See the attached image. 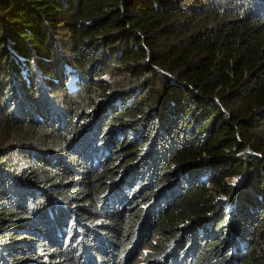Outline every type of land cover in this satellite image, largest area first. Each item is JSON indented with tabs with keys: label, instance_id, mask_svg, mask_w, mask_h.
<instances>
[{
	"label": "trees",
	"instance_id": "1",
	"mask_svg": "<svg viewBox=\"0 0 264 264\" xmlns=\"http://www.w3.org/2000/svg\"><path fill=\"white\" fill-rule=\"evenodd\" d=\"M141 245L264 264V0H0V264Z\"/></svg>",
	"mask_w": 264,
	"mask_h": 264
},
{
	"label": "rangeland",
	"instance_id": "2",
	"mask_svg": "<svg viewBox=\"0 0 264 264\" xmlns=\"http://www.w3.org/2000/svg\"><path fill=\"white\" fill-rule=\"evenodd\" d=\"M117 77V76H116ZM95 78H97V77H95ZM100 78H102V79H104V80H111L112 78H115V76H114V74L113 73H106V74H103L102 76H100V77H98L97 79H100ZM67 86L68 87H70L71 89H76V86H75V80L74 81H72V74H70L69 75V81H68V83H67ZM95 88V87H94ZM53 94H56V93H53ZM57 98H62V96L61 95H57ZM92 99V98H91ZM90 100V99H89ZM86 102V101H85ZM84 102V103H85ZM100 115V114H99ZM108 132H106V134H105V136L103 137L104 138V141L105 142H107V140L108 139H110L111 140V138H113L112 140H115L116 142H115V144H114V148L113 149H115V147L117 146V145H119V144H124V143H126V144H129V145H132L134 142H135V140H136V134H126V135H124V136H122V135H118V136H116V133H118L119 132V128H112L111 130L109 129V130H107ZM122 136V137H121ZM119 137V138H118ZM136 145L135 144H133L132 146H130V147H128V148H133V147H135ZM132 150V149H131ZM245 153H244V157H247L248 156V154H251L252 153V149L249 147V146H247L246 147V150L244 151ZM121 154H123L122 152H120V153H118V158H117V156L115 157V156H110V163L111 164H113L112 165V167H110V168H113V167H115V166H118V167H120V166H122L123 165V161H124V159H125V155H123L122 157H119V155H121ZM20 163L21 164H23V161H21L20 160ZM99 167V164L97 165V168ZM123 176L125 177V174H123ZM240 177L241 176H234V177H228V178H226V181L228 182V183H230V184H234L235 186H240ZM121 179H122V177H121ZM242 180V179H241ZM242 186V185H241ZM117 188V187H116ZM115 188V189H116ZM102 222H106V221H104V219H102V220H98V221H96V224H100V223H102ZM157 234H150L149 236H148V239L149 240H151L152 242L155 240V238H157ZM233 240V239H232ZM133 242V240L129 243V245H128V247L127 248H129L130 246H131V243ZM127 243H128V240H127ZM126 243V244H127ZM101 248H102V250H104L106 247H104V246H102L101 245ZM148 251H151V248L148 246V247H142V245H141V247L138 249V251L136 252V255H135V258H137L134 262H133V264H141V262L140 261H142V259H143V257H144V255H145V253H147ZM134 258V259H135ZM116 259H117V256H116ZM137 260H139V262L137 263L136 261Z\"/></svg>",
	"mask_w": 264,
	"mask_h": 264
},
{
	"label": "water",
	"instance_id": "3",
	"mask_svg": "<svg viewBox=\"0 0 264 264\" xmlns=\"http://www.w3.org/2000/svg\"><path fill=\"white\" fill-rule=\"evenodd\" d=\"M242 177H240V181H241ZM241 183V182H240Z\"/></svg>",
	"mask_w": 264,
	"mask_h": 264
},
{
	"label": "clouds",
	"instance_id": "4",
	"mask_svg": "<svg viewBox=\"0 0 264 264\" xmlns=\"http://www.w3.org/2000/svg\"><path fill=\"white\" fill-rule=\"evenodd\" d=\"M243 178V177H242ZM242 181V180H241Z\"/></svg>",
	"mask_w": 264,
	"mask_h": 264
}]
</instances>
